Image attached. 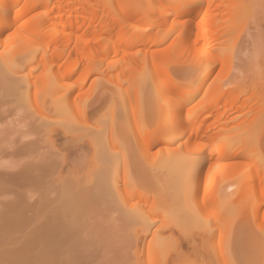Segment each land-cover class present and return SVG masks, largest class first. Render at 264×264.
<instances>
[{"label":"bare ground","instance_id":"bare-ground-1","mask_svg":"<svg viewBox=\"0 0 264 264\" xmlns=\"http://www.w3.org/2000/svg\"><path fill=\"white\" fill-rule=\"evenodd\" d=\"M262 11L264 0H0V96L12 98L0 101V123L23 112L26 133H79L100 160L83 190L92 193L59 198L58 212L0 264H50L66 245L78 249L100 204L98 215L120 231L119 252L129 251L120 264H174L183 254L171 236L188 226L213 241L216 264H236L218 209L258 185L247 200L255 214L264 206V152L249 141L264 123V66L243 71L251 52L264 55ZM92 78L96 99L85 92ZM210 129L230 136L206 137ZM230 159L254 169L240 178ZM2 217L0 239L31 222L23 199Z\"/></svg>","mask_w":264,"mask_h":264},{"label":"rangeland","instance_id":"rangeland-1","mask_svg":"<svg viewBox=\"0 0 264 264\" xmlns=\"http://www.w3.org/2000/svg\"><path fill=\"white\" fill-rule=\"evenodd\" d=\"M34 13L35 12L29 13L24 20H27ZM168 42L169 41L164 42L162 45L166 46ZM137 50L138 49L132 50V53ZM255 53L256 51L251 52L248 57H245L244 66L248 63L249 68L246 66V69H243L244 72L253 69V67H256L254 66L256 64H263L264 66V55L256 57ZM254 59L257 61L254 62ZM249 61H251V63ZM120 66H122V64H120ZM255 70L254 68V71ZM238 79H240V77H238ZM92 81L93 78L90 79L86 85L85 92L93 94L94 99H96L99 97L100 86L93 85ZM1 97L2 96H0V101L6 99L8 101L12 100L9 96L5 98ZM3 103L0 105L6 110L7 105L3 106ZM8 107L12 109L10 105ZM250 112L248 107H245L240 114L230 113L229 117L236 116L237 118L240 115V120L244 121L249 118V114L252 115ZM22 113L23 112H21L20 115L24 117V113ZM20 115H10V118L0 123V227L4 224L2 216L8 206L18 203L21 199H23V203L26 206V214L31 222L25 229L13 232L10 238L6 237L5 239L4 237L0 239L2 243L0 244V254L6 250H12V248L19 249L22 247V243L26 240L27 234L30 233L32 229L44 225L53 214L58 212V206L61 204L59 198L65 197L71 190L75 192L74 195H78L77 192H79V194H89L91 191L92 193V190H89V193L83 190L88 191L87 189L95 185L93 180H90L89 173L95 169L98 161H100L97 156L95 157L92 147L93 144H90L89 139H82L80 141L79 137L81 135L79 133H77L79 134L77 135L70 132L67 133L65 132L66 130L64 131L63 129H56L49 139H45L42 134L31 135L28 132L26 133L29 128H27L29 120L26 121V119L23 118L24 121L27 122L24 123ZM16 119L18 120L16 121ZM237 119L239 120V117ZM19 121L21 123H19ZM23 123L26 125L22 126ZM211 129L208 134H206V137L212 135L213 137L223 139L230 136V134L225 131ZM260 131L264 132L263 121L258 125L257 129L251 133L249 141L251 144L260 147L262 152H264V136L259 134ZM24 132L30 136H27ZM23 134H25L26 137L25 135L23 137ZM185 140L186 136H181L175 143L178 144ZM157 147L158 146H156L153 151H156L158 149ZM206 150H209L208 146H206ZM95 158H97V160H95ZM227 165L232 168V174H240L241 178V176L250 173L254 169L255 163L230 159L227 161ZM262 173L264 175L263 168ZM240 178L232 183L229 192H233L237 189ZM261 181H264L263 177H261ZM96 182L98 183V180H96ZM69 184H71L70 187L72 188L66 189ZM262 185H264L263 182ZM64 186L66 188H64ZM258 186L252 190L253 192H250L252 196L260 193L263 186L260 185V188ZM20 196H22V198ZM248 196L250 197L251 195ZM248 196L245 194L244 196L236 198V200L231 203L232 205L226 203L228 197H224V202L221 203L222 205H220V208L218 207V210L224 214V222L226 221L229 223L228 230L226 231L227 234L224 236L225 238H223V240H226V244L227 241H229L228 244L230 243L232 246L236 264H259V261L262 262L264 258V242H261L264 240V206H262L260 212H257L258 214H255V212L253 213V210H250V199L247 200ZM101 198V196H98L96 199L101 200ZM86 203L88 204V202ZM86 203L80 202L82 208L85 207ZM101 206H103V204L98 205V213L99 211L102 212L103 208ZM95 210V214L90 213L94 218L92 215L89 216V214L87 215L88 220L85 219L86 216L84 217L88 224L85 223L83 229L80 228L81 231L79 233L81 234V238L80 235H78L79 238L77 237L81 246L72 251L70 249V244H68L61 250L60 254H58L57 250V252L54 253V260L50 264H120L119 259H121V254L129 252L126 248L119 252L120 247L117 239L120 236V231H118V228H115L116 226L113 225L115 224L114 222L106 221V218H102L105 213L101 214L100 212V215H98ZM95 216L97 217L95 218ZM98 217L101 218V220H98ZM171 219L172 218H168L170 221ZM177 220L180 219H173L174 222ZM230 222L232 224H230ZM168 223L170 222L168 221ZM192 227L193 226H188L182 230L177 229L171 236L172 246L176 248L177 253L183 254V257L177 259L174 264H216L211 247L213 241L205 237L202 229L199 231ZM3 239H5L4 243ZM9 239L12 241H9ZM41 248L42 247H40V249ZM46 249H49V247ZM44 254H53V249L50 248V250H47Z\"/></svg>","mask_w":264,"mask_h":264}]
</instances>
